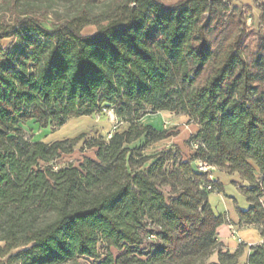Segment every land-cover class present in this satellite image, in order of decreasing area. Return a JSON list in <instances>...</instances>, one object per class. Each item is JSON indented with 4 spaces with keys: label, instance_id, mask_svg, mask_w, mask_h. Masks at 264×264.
I'll use <instances>...</instances> for the list:
<instances>
[{
    "label": "trees",
    "instance_id": "1",
    "mask_svg": "<svg viewBox=\"0 0 264 264\" xmlns=\"http://www.w3.org/2000/svg\"><path fill=\"white\" fill-rule=\"evenodd\" d=\"M234 1L0 0V264H264V2L257 23ZM108 110V138L25 134ZM163 111L197 126L189 158L145 153L175 135L142 121ZM81 141L95 158L59 164ZM198 161L242 180L247 261Z\"/></svg>",
    "mask_w": 264,
    "mask_h": 264
},
{
    "label": "crops",
    "instance_id": "2",
    "mask_svg": "<svg viewBox=\"0 0 264 264\" xmlns=\"http://www.w3.org/2000/svg\"><path fill=\"white\" fill-rule=\"evenodd\" d=\"M264 2V0H262ZM234 5L236 6H248L251 9V14L255 17V21L258 23L260 21L261 10L258 8L255 0H235ZM264 27V25H263ZM176 117L172 119V125L169 127H175L178 125H183L187 129H190V134L181 139L182 134H175L167 138L166 140L161 141L164 143L163 149L169 148L172 144L178 145L184 156L189 158L193 154V150L188 145V139L197 131V126L190 122V119L186 115H177L173 112L163 111L158 115H155V120H150L149 125H152L158 130H164L166 127H163V123L166 121V117ZM145 119V118H144ZM144 121V120H142ZM168 130V129H167ZM172 132L171 130H169ZM175 133V132H174ZM111 135V134H110ZM109 135V136H110ZM160 143V142H159ZM92 158H95V154ZM213 180H218L223 187V192H217L215 202L218 203L217 213L223 214L226 217V221L218 229V239L221 243L224 244L225 249L230 252H236L241 244L245 245L244 255L242 260L247 261L248 255L250 253V247L253 245L261 244L263 239L261 237L260 231L256 226H247L240 223L238 208L248 209L249 204L246 202L243 194L239 192V185L242 184V180L239 175L234 174L230 175L225 172L216 169L213 172ZM232 188V191L229 189ZM217 256L214 255L212 260H216Z\"/></svg>",
    "mask_w": 264,
    "mask_h": 264
},
{
    "label": "rangeland",
    "instance_id": "3",
    "mask_svg": "<svg viewBox=\"0 0 264 264\" xmlns=\"http://www.w3.org/2000/svg\"><path fill=\"white\" fill-rule=\"evenodd\" d=\"M102 2H105L107 0H101ZM165 4L171 5L176 3L179 0H162ZM234 4V3H233ZM251 12V11H250ZM251 14V13H250ZM253 19L255 17L251 14ZM53 23V17L49 16L45 22L48 26ZM264 29V27H263ZM95 30V28H90L88 32H92ZM10 43V40H3L1 42L2 45L8 46ZM160 112L155 114H147L143 119V123L148 124L150 120H155V115H158ZM176 118L174 115L173 117H166V121L163 123V127H166V129L171 130L172 132H175V134L181 135V139L190 134V129L186 128L183 125H178L175 127L173 126L172 119ZM172 125L171 127H169ZM121 127H127L128 124H121L119 123V120L117 119L115 113L113 110H108L104 112L103 114H94L92 116H85L81 118H74L68 121L64 126L62 127H49L47 129H42L39 127L38 123L32 121L24 126L25 134L27 139L31 141H44L46 143H51L59 140H64L67 138H75L80 134H88V136H101L108 138L109 135L117 128ZM164 143H157L150 148L146 150V154L153 155L159 150L163 149ZM95 154L94 149L85 148L83 141H81L71 154L63 155L61 159L59 160V164H65V163H72L79 165L85 157H93ZM242 185V184H241ZM239 185V189L241 187ZM233 189L230 188L229 191H232ZM241 195V192H239ZM217 192H212L210 194L211 203L214 206L215 210H218V203L215 202ZM246 200V199H245ZM247 202V201H246Z\"/></svg>",
    "mask_w": 264,
    "mask_h": 264
},
{
    "label": "built area",
    "instance_id": "4",
    "mask_svg": "<svg viewBox=\"0 0 264 264\" xmlns=\"http://www.w3.org/2000/svg\"><path fill=\"white\" fill-rule=\"evenodd\" d=\"M252 24V18L248 19V25ZM198 170L202 173H208L209 178H213V172L217 169L215 166L209 164L206 161H198L197 162ZM56 169H58V166H56ZM209 189L211 188L210 186L208 187Z\"/></svg>",
    "mask_w": 264,
    "mask_h": 264
}]
</instances>
